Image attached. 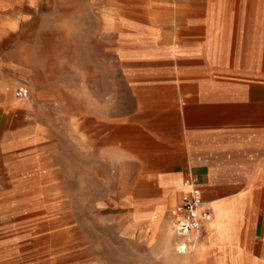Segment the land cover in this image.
Wrapping results in <instances>:
<instances>
[{
    "label": "crops",
    "instance_id": "0c3cea01",
    "mask_svg": "<svg viewBox=\"0 0 264 264\" xmlns=\"http://www.w3.org/2000/svg\"><path fill=\"white\" fill-rule=\"evenodd\" d=\"M18 1L0 0V10ZM241 1L254 24L239 42L217 29L174 47L131 49L115 60L121 76L105 86L98 75L80 82L82 152L126 173L120 194L138 197L131 204L143 214L134 217L151 222L153 237L161 235L159 254L167 245L165 258L174 264H264V0ZM7 32L4 18L0 40ZM237 48L238 59L228 55ZM26 68V100L11 102V87L0 82V139L7 150L30 154L55 142V97L35 68ZM188 176L212 219L193 249L178 253L182 239L168 236L169 211Z\"/></svg>",
    "mask_w": 264,
    "mask_h": 264
},
{
    "label": "rangeland",
    "instance_id": "374dc122",
    "mask_svg": "<svg viewBox=\"0 0 264 264\" xmlns=\"http://www.w3.org/2000/svg\"><path fill=\"white\" fill-rule=\"evenodd\" d=\"M241 4L21 0L0 10V20L5 18L8 25L0 40V82L11 87V102L24 100L14 95L19 85L30 88L28 66L55 97L54 143L41 144L29 154L31 150H7L0 139V264H174L165 258L167 245L159 254L161 235L153 237L151 222L134 217L143 214L131 204L138 197L120 194L126 173L103 162L106 158L82 152L80 82L98 75L105 86L107 78L121 76L115 60L131 49L174 47L208 33L214 36L217 29L222 39L232 35L239 42L241 32L254 24ZM240 54L239 48L228 53L237 59Z\"/></svg>",
    "mask_w": 264,
    "mask_h": 264
},
{
    "label": "built area",
    "instance_id": "2783aa9c",
    "mask_svg": "<svg viewBox=\"0 0 264 264\" xmlns=\"http://www.w3.org/2000/svg\"><path fill=\"white\" fill-rule=\"evenodd\" d=\"M29 88L19 85L14 95L23 100L29 96ZM182 192L169 211L171 227L176 236L182 240L176 244L178 253L191 251L212 219V212L202 199L201 190L193 177L181 181Z\"/></svg>",
    "mask_w": 264,
    "mask_h": 264
},
{
    "label": "bare ground",
    "instance_id": "6f19581e",
    "mask_svg": "<svg viewBox=\"0 0 264 264\" xmlns=\"http://www.w3.org/2000/svg\"><path fill=\"white\" fill-rule=\"evenodd\" d=\"M163 228V227H162ZM167 229V228H166ZM173 234H174V232H173V229H172V227H171V222H170V228L168 229V236H173ZM162 237H163V235H162ZM168 238V237H167ZM164 240V239H163ZM165 241V240H164ZM163 241V242H164ZM167 242H169V241H167ZM166 242V243H167ZM170 253V251L168 250V248H166L165 249V255L167 256L168 254Z\"/></svg>",
    "mask_w": 264,
    "mask_h": 264
}]
</instances>
